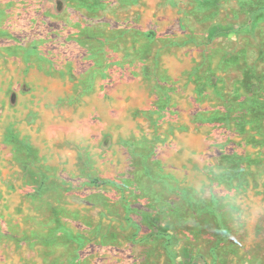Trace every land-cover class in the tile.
I'll return each instance as SVG.
<instances>
[{
  "label": "rangeland",
  "instance_id": "obj_1",
  "mask_svg": "<svg viewBox=\"0 0 264 264\" xmlns=\"http://www.w3.org/2000/svg\"><path fill=\"white\" fill-rule=\"evenodd\" d=\"M0 264H264V0H0Z\"/></svg>",
  "mask_w": 264,
  "mask_h": 264
}]
</instances>
